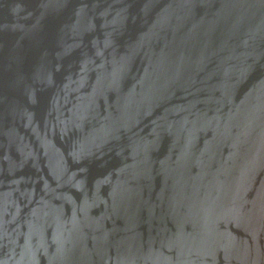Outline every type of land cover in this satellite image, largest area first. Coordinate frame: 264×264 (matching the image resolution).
Returning a JSON list of instances; mask_svg holds the SVG:
<instances>
[{"label": "water", "instance_id": "obj_1", "mask_svg": "<svg viewBox=\"0 0 264 264\" xmlns=\"http://www.w3.org/2000/svg\"><path fill=\"white\" fill-rule=\"evenodd\" d=\"M0 264H264V0H0Z\"/></svg>", "mask_w": 264, "mask_h": 264}]
</instances>
